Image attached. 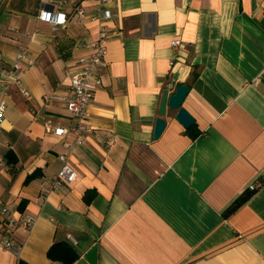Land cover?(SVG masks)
I'll return each mask as SVG.
<instances>
[{
    "label": "crops",
    "instance_id": "1",
    "mask_svg": "<svg viewBox=\"0 0 264 264\" xmlns=\"http://www.w3.org/2000/svg\"><path fill=\"white\" fill-rule=\"evenodd\" d=\"M59 1L64 27L38 19L40 0H0V71L20 51L36 61L23 74L30 97L0 76V241L9 215L35 219L0 264H62L47 255L58 241L79 254L73 264H91L95 245L97 264H264V0H114L92 131L73 148L51 128L72 121L66 70L97 39L98 0ZM177 70L195 122L168 107L155 137ZM62 153L77 178L44 194Z\"/></svg>",
    "mask_w": 264,
    "mask_h": 264
},
{
    "label": "built area",
    "instance_id": "2",
    "mask_svg": "<svg viewBox=\"0 0 264 264\" xmlns=\"http://www.w3.org/2000/svg\"><path fill=\"white\" fill-rule=\"evenodd\" d=\"M114 0H98V6L92 13L90 18L98 21L97 39L90 45V52L81 56L75 63L73 68L66 70V75L70 82L66 96V107L70 112L72 121L69 126H58L51 128L58 135L72 134L73 141L67 143L68 148L82 145L86 141V134L92 131L90 124V106L94 100L96 91L102 86L103 81L99 74V70L105 65V57L108 54V43L110 41L109 21L113 18L111 6ZM63 2L59 0H40V10L38 19L50 23L54 27H64L68 24L70 16L62 11ZM77 15H85L86 10L77 5L75 7ZM172 46L176 50V56L172 61L175 67L179 61V49L182 46L180 38L172 40ZM36 61L28 55L27 51H20L10 67L5 71H0V76L5 77L6 89L16 86L24 97H30V90L23 84V74L26 68L33 66ZM51 96H44L45 103H49ZM8 103L6 100H0V121L5 117ZM34 119L39 118V112L33 111ZM113 133H109L106 143L111 145L114 142ZM61 167L53 176L51 181L42 188L44 194L52 190L59 189L65 184L73 183L77 178V171L69 163L68 156L65 153L59 155ZM257 185L250 186L255 189ZM35 222L34 217L30 215H22L19 217L9 215L7 217V229L9 236L0 241V247L14 248L19 254L20 250L15 248L11 234L16 231L29 232Z\"/></svg>",
    "mask_w": 264,
    "mask_h": 264
},
{
    "label": "water",
    "instance_id": "3",
    "mask_svg": "<svg viewBox=\"0 0 264 264\" xmlns=\"http://www.w3.org/2000/svg\"><path fill=\"white\" fill-rule=\"evenodd\" d=\"M180 70L175 71L172 82L167 86L163 93L161 105H160V117L156 121L155 137H159L166 127V121L163 116L166 114L168 107L173 110H177L176 119L180 121L185 127H190L194 124V116L183 106V102L188 94L190 87L183 83H177L180 77ZM170 89H174L173 93H170ZM98 246L95 245L88 253L87 259L91 264H97Z\"/></svg>",
    "mask_w": 264,
    "mask_h": 264
},
{
    "label": "trees",
    "instance_id": "4",
    "mask_svg": "<svg viewBox=\"0 0 264 264\" xmlns=\"http://www.w3.org/2000/svg\"><path fill=\"white\" fill-rule=\"evenodd\" d=\"M48 258L54 262L62 264H73L78 258L79 254L76 250L65 241H58L53 243L48 251ZM18 264H29L25 260L20 259Z\"/></svg>",
    "mask_w": 264,
    "mask_h": 264
}]
</instances>
